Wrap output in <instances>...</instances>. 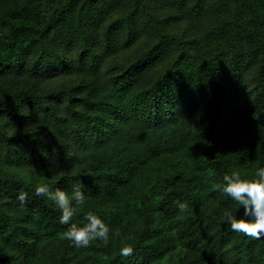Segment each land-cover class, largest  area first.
<instances>
[{
  "label": "trees",
  "instance_id": "1",
  "mask_svg": "<svg viewBox=\"0 0 264 264\" xmlns=\"http://www.w3.org/2000/svg\"><path fill=\"white\" fill-rule=\"evenodd\" d=\"M261 167L264 0H0V264H264L214 190ZM41 184L109 243L63 239Z\"/></svg>",
  "mask_w": 264,
  "mask_h": 264
},
{
  "label": "clouds",
  "instance_id": "2",
  "mask_svg": "<svg viewBox=\"0 0 264 264\" xmlns=\"http://www.w3.org/2000/svg\"><path fill=\"white\" fill-rule=\"evenodd\" d=\"M214 190L220 191L230 197L239 207L221 210L220 218L223 223L230 225L231 230L241 233L249 238L259 240L264 237V167L255 170L254 178H246L238 171L225 174L222 181L214 185ZM37 196L46 197L54 202L61 212L60 223L68 227L62 232V238L70 241L76 248H87L96 241L109 243L113 234L112 229L105 220L94 211L83 214L82 222H74V217L85 205V195L81 188L73 186L71 194L61 188L54 190L46 185H37ZM20 201L27 199L26 193H20ZM180 211L186 209V204L178 202ZM243 207V216L238 217V210ZM116 236L120 234L115 233ZM130 244H123L120 254L124 257L133 254Z\"/></svg>",
  "mask_w": 264,
  "mask_h": 264
}]
</instances>
